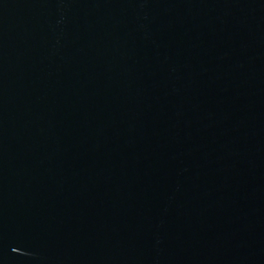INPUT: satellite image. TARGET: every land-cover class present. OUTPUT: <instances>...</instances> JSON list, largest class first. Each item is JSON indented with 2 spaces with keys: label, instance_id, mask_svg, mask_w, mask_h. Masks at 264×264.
Listing matches in <instances>:
<instances>
[{
  "label": "water",
  "instance_id": "95a60500",
  "mask_svg": "<svg viewBox=\"0 0 264 264\" xmlns=\"http://www.w3.org/2000/svg\"><path fill=\"white\" fill-rule=\"evenodd\" d=\"M0 264H264V0H0Z\"/></svg>",
  "mask_w": 264,
  "mask_h": 264
}]
</instances>
